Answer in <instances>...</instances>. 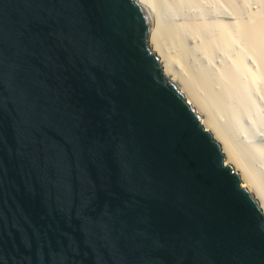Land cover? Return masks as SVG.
Listing matches in <instances>:
<instances>
[{"label": "water", "instance_id": "obj_1", "mask_svg": "<svg viewBox=\"0 0 264 264\" xmlns=\"http://www.w3.org/2000/svg\"><path fill=\"white\" fill-rule=\"evenodd\" d=\"M152 25L145 0H0V264H264V204Z\"/></svg>", "mask_w": 264, "mask_h": 264}, {"label": "rangeland", "instance_id": "obj_2", "mask_svg": "<svg viewBox=\"0 0 264 264\" xmlns=\"http://www.w3.org/2000/svg\"><path fill=\"white\" fill-rule=\"evenodd\" d=\"M155 3L165 33L177 32L166 33L168 46L188 71L204 77L198 90L264 185V0Z\"/></svg>", "mask_w": 264, "mask_h": 264}, {"label": "bare ground", "instance_id": "obj_3", "mask_svg": "<svg viewBox=\"0 0 264 264\" xmlns=\"http://www.w3.org/2000/svg\"><path fill=\"white\" fill-rule=\"evenodd\" d=\"M145 1L148 5L149 10H150L151 15H152V22H153L152 36H151L152 47H153L154 51H156V49H157V51H156L157 53L156 52L155 53L159 57V60L162 64V66L169 73V75L175 80V82L181 87V89L188 95V97L195 103V105L199 108L201 115H202V118L205 121L206 125L225 144V146L227 148L228 160L230 161V163L241 174L243 179L259 194V196H260V198L264 204V187H263L264 185H261L260 182H258L257 178L255 177V175L252 172L254 170L250 171L249 166H248L249 162L247 160V157H245L243 154H241L237 150V147H235V144L232 142V139H230V137L228 136L229 134L226 131L227 128H225L221 123H219V121H217V119L213 113V110H212L213 106L212 107L210 106V103H209L210 98L208 99V95H202V93L200 92L201 90L199 89L198 82L200 85V83H201L200 80H203L204 77H201L200 76L201 74L198 75L195 73H191L192 71H190V70L188 71L187 67H185L181 62L182 56H181V58H179L180 54L178 55L179 57L176 56V54H173L170 46H168L169 44H167V39L170 38L171 36H174L173 34L171 35V33H173L174 31L170 32L172 28L170 30L168 29V30H166L167 31L166 33H168V35H169V32H170V35H169L170 37H168V35H166V33L164 31L165 29L162 28L164 25L163 26L159 25V21H160L159 16H158L159 10L157 11L158 7H157V5H155L156 4L155 0H145ZM166 23H168V22H166ZM160 24H161V22H160ZM176 33L174 32V34H176ZM166 36H167V39H166ZM170 40L171 39H169V41Z\"/></svg>", "mask_w": 264, "mask_h": 264}]
</instances>
